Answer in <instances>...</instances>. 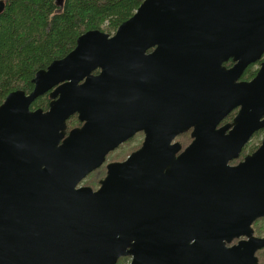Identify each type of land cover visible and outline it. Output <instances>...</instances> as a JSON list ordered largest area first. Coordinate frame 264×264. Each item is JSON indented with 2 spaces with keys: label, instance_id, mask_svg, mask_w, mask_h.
Listing matches in <instances>:
<instances>
[{
  "label": "water",
  "instance_id": "95a60500",
  "mask_svg": "<svg viewBox=\"0 0 264 264\" xmlns=\"http://www.w3.org/2000/svg\"><path fill=\"white\" fill-rule=\"evenodd\" d=\"M263 54L264 0H143L114 33L79 35L0 104V264H259L264 137L229 163L264 129V60L240 80Z\"/></svg>",
  "mask_w": 264,
  "mask_h": 264
},
{
  "label": "trees",
  "instance_id": "16d2710c",
  "mask_svg": "<svg viewBox=\"0 0 264 264\" xmlns=\"http://www.w3.org/2000/svg\"><path fill=\"white\" fill-rule=\"evenodd\" d=\"M2 1L5 5L0 14V104L11 91L20 89L26 93L30 92L35 72L45 68L54 59L65 56L74 48L76 39L82 33L95 29L114 33L123 21L133 15L143 0ZM258 66L259 62L249 65L241 78L250 80ZM48 103V93H45L39 96L30 108L47 110ZM233 115L234 112L227 120ZM66 124L67 130H70L72 126L80 123L76 116H70ZM262 133L264 130L258 131L255 136ZM176 140L184 147L191 138L188 133H182ZM129 142L130 140L123 143L122 147ZM250 143L243 147L241 157L245 152L256 149L260 140L254 144ZM135 148L126 149L125 153L117 158L124 159ZM104 174L103 164L89 173L86 184L97 186V180ZM259 221L260 219H257L255 222ZM128 259L129 257H120L116 264H126Z\"/></svg>",
  "mask_w": 264,
  "mask_h": 264
},
{
  "label": "flooded vegetation",
  "instance_id": "af4514ba",
  "mask_svg": "<svg viewBox=\"0 0 264 264\" xmlns=\"http://www.w3.org/2000/svg\"><path fill=\"white\" fill-rule=\"evenodd\" d=\"M151 50H149L148 52H150ZM262 60H264V54H263V56H262V58L260 59V60H258L257 62H259V65H260V62L262 61ZM257 62H255V63H257ZM255 63H253V64H255ZM223 65L225 66V68H230L232 65H233V61L231 60V59H229V60H227V61H225L224 63H223ZM251 65V64H250ZM248 67V66H247ZM259 67V66H258ZM258 70V69H257ZM97 71V70H96ZM245 71V70H244ZM98 72V71H97ZM97 72H95L94 71V73H97ZM242 76V75H241ZM240 80H244V79H242V78H240ZM244 81H247V80H244ZM232 112H234V115L236 114V112H237V109H235V110H233ZM232 112H230L228 115H227V117H225V119H223V121L221 122V123H225V122H229V121H231L232 120V118H233V116L231 117V118H229L228 120H227V118H228V116L232 113ZM72 116H76V115H72ZM77 118V117H76ZM80 124L78 125V124H75L74 126H72L71 128H74V127H77V126H81L82 125V123L81 122H79ZM261 130H264V129H261ZM68 131V130H67ZM258 131H260V130H258ZM258 131L257 132H255L252 136H251V138L249 139V141L246 143V144H248L251 140H252V138L258 133ZM190 132H191V130L189 129L187 132H185V133H188V135L190 136ZM182 134V133H181ZM180 135V134H179ZM178 135V136H179ZM264 137V133H262L261 134V139H260V143H261V140H262V138ZM136 138H140V142L138 143V145H137V147L133 150V151H135V150H137L140 146H141V144H142V142H143V139H144V132L143 131H137L132 137H130L128 140H132V139H136ZM177 138V137H176ZM176 138H175V140L174 141H178V140H176ZM191 138V137H190ZM127 140V141H128ZM126 141V142H127ZM191 142V141H190ZM189 142V143H190ZM125 143V142H124ZM188 143V144H189ZM260 143H259V145H260ZM123 144V143H122ZM121 144V145H122ZM181 144V143H180ZM187 144V145H188ZM245 144V145H246ZM244 145V146H245ZM258 145V146H259ZM120 146V145H119ZM243 146V147H244ZM257 146V147H258ZM186 146H182L181 145V151H183L184 150V148H185ZM118 148V147H117ZM116 149V148H115ZM114 149V150H115ZM242 150H243V148H242ZM242 150H241V152H240V154H239V157L237 158V159H234V160H232L229 164L230 165H235V164H237L239 161H241V160H243V158H244V156L245 155H247V154H250V153H252L253 151H255L256 149H254L253 151H251V152H245L244 153V155L241 157V153H242ZM110 153V152H109ZM108 153V154H109ZM108 154L106 155V158H105V161L103 162V164H104V167H105V174H106V165L108 164V163H110V162H119V161H123L124 159H122V160H119V159H111L110 160V158H109V156H108ZM241 157V158H240ZM234 161H236V162H234ZM102 164V165H103ZM105 174L101 177V178H99L98 180H97V187L96 188H94V187H92L91 185H84V186H89V187H91L93 190H96L98 187H99V181L105 176ZM89 175V174H88ZM88 175L79 183V186H82V182L84 181V180H86V178L88 177ZM258 219H260V221L259 222H261L262 220L261 219H264V217H261V218H258ZM257 220V219H256ZM256 220H254L253 221V223L251 224V228H252V230H253V232L251 233V235L252 236H254V237H259V238H261V237H264V226H261V225H258V222H255ZM245 239H247V237L246 236H241V237H239V238H235V239H233V241L229 244V245H233V244H235V243H237V241H239V240H245ZM255 255L257 256V258H258V263L259 264H264V247H262L261 249H259V250H257L256 251V253H255ZM125 257H129V259L131 260V257L130 256H125ZM130 260H129V262H130ZM128 262V263H129Z\"/></svg>",
  "mask_w": 264,
  "mask_h": 264
},
{
  "label": "rangeland",
  "instance_id": "374dc122",
  "mask_svg": "<svg viewBox=\"0 0 264 264\" xmlns=\"http://www.w3.org/2000/svg\"><path fill=\"white\" fill-rule=\"evenodd\" d=\"M260 139H261V135L254 136V137L252 138V140L250 141V142H251L250 144H254V143L258 142ZM178 141H179V140H178ZM139 142H140V138H136V139H132V140L128 143V145H126V146H123V147H122V145H121L119 148H117V149L114 150L111 154L108 155L109 158H110V160H111V159H119V158H117V157H119V156H121L123 153H125L126 149H128V148H131V149H132V148L137 147V145H138ZM88 179H89V178L87 177L86 180H84V181L82 182V185H86V183L88 182ZM96 187H97V186H95L94 188H96ZM258 225L264 226V219L262 220V222H258ZM129 260H130V259H128V261H127L126 264H128Z\"/></svg>",
  "mask_w": 264,
  "mask_h": 264
}]
</instances>
